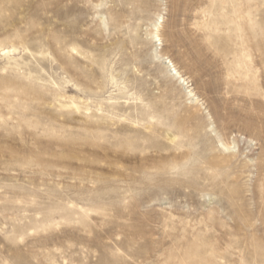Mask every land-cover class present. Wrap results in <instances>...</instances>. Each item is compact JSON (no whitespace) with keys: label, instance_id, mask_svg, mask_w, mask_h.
<instances>
[{"label":"rangeland","instance_id":"1","mask_svg":"<svg viewBox=\"0 0 264 264\" xmlns=\"http://www.w3.org/2000/svg\"><path fill=\"white\" fill-rule=\"evenodd\" d=\"M0 264H264V0H0Z\"/></svg>","mask_w":264,"mask_h":264},{"label":"bare ground","instance_id":"2","mask_svg":"<svg viewBox=\"0 0 264 264\" xmlns=\"http://www.w3.org/2000/svg\"><path fill=\"white\" fill-rule=\"evenodd\" d=\"M14 50H15L14 48H7V49H5L4 54L7 56L9 63L14 62L17 64V63H19L18 58H15L12 56V53ZM27 51H28V49H27ZM31 54H33V52ZM69 104H70V106H74L78 109L81 108V106L75 101H71Z\"/></svg>","mask_w":264,"mask_h":264}]
</instances>
